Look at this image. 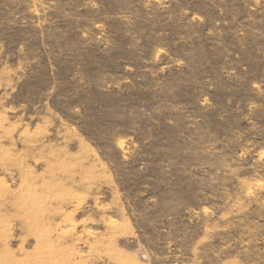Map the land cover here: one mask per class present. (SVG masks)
Masks as SVG:
<instances>
[{
	"label": "rangeland",
	"instance_id": "374dc122",
	"mask_svg": "<svg viewBox=\"0 0 264 264\" xmlns=\"http://www.w3.org/2000/svg\"><path fill=\"white\" fill-rule=\"evenodd\" d=\"M0 264H264V0H0Z\"/></svg>",
	"mask_w": 264,
	"mask_h": 264
}]
</instances>
